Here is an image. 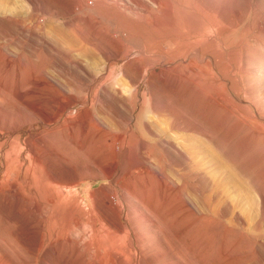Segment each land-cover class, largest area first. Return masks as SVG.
I'll use <instances>...</instances> for the list:
<instances>
[{
    "label": "rangeland",
    "instance_id": "rangeland-1",
    "mask_svg": "<svg viewBox=\"0 0 264 264\" xmlns=\"http://www.w3.org/2000/svg\"><path fill=\"white\" fill-rule=\"evenodd\" d=\"M16 162L0 264H264V0H0Z\"/></svg>",
    "mask_w": 264,
    "mask_h": 264
},
{
    "label": "bare ground",
    "instance_id": "bare-ground-1",
    "mask_svg": "<svg viewBox=\"0 0 264 264\" xmlns=\"http://www.w3.org/2000/svg\"><path fill=\"white\" fill-rule=\"evenodd\" d=\"M190 51H191L190 52V55H192L193 58H195V59L197 58V59H199V60L202 61L203 51L199 47H197L196 44H194L190 48ZM189 67H190L189 69H191V70H195V69H199L200 68L199 65H196L194 62H191V61L189 62ZM140 147H144V145L141 144ZM20 169H21V164H19L18 162H16V164H14L12 167H10L9 163H7V167H6V170H5V174H4L3 177H1L0 184H3L5 182L9 181L10 175H11V172H12V173H16L18 176H20L21 180L19 181V179H18L19 183H23V184L27 185L28 184V182H27L28 181L27 175L25 173H23ZM50 181L53 182V183H55V184H57V180L55 178H53L52 176L50 177ZM55 184H51L50 187L54 190V192H58L59 191V188ZM25 185H23V186H25ZM9 188H10L9 189L10 192H11V190H13V192H16V193L19 192V191H17V188L15 186H10ZM56 195H53L52 198H51L52 206L54 207V209H56L57 204L61 200L60 198H59L60 199L59 200Z\"/></svg>",
    "mask_w": 264,
    "mask_h": 264
}]
</instances>
